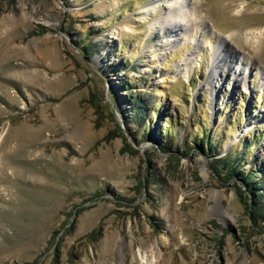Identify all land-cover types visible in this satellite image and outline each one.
Listing matches in <instances>:
<instances>
[{"label": "rangeland", "instance_id": "obj_1", "mask_svg": "<svg viewBox=\"0 0 264 264\" xmlns=\"http://www.w3.org/2000/svg\"><path fill=\"white\" fill-rule=\"evenodd\" d=\"M258 30L264 0H0V264H264L228 175L258 162L264 204Z\"/></svg>", "mask_w": 264, "mask_h": 264}, {"label": "trees", "instance_id": "obj_2", "mask_svg": "<svg viewBox=\"0 0 264 264\" xmlns=\"http://www.w3.org/2000/svg\"><path fill=\"white\" fill-rule=\"evenodd\" d=\"M79 49L82 50V51H84V50L86 51L88 49V47H87V45L83 44V45H80ZM119 64L120 65H117L119 68H121V67L125 68L128 65L126 62H122V64L121 63H119ZM118 67H117V69H119ZM131 85H132V83H128V82L126 83L125 82L122 89H124V90L128 89V88L130 89L132 87ZM135 96H137V97H132L131 96V98H130L131 105H132V110L134 112L131 115L132 118L127 122V124L128 123L131 124V122L134 124V122H136L138 119H141V117L139 118V114H138L139 112H143L144 111V113L147 115V118L150 117L149 111L152 109L151 106H149L148 103L146 104V102H144V100L141 99V97H139L138 94H136ZM196 104H197V102L194 101L193 106L196 107ZM154 109H156V108H154ZM136 118H137V120H136ZM138 127H140V125ZM173 127L174 126L172 124L171 129L162 128V133L165 134L168 137L172 133L171 130H173ZM143 131H145L144 132V135H145L147 133V130L144 129ZM206 131H208V129L204 128V130L202 132L203 134H200V136H198V138H197L198 142H199L198 144H199L200 148H202V149L206 147L208 150H212V149L214 150L215 147H216V143L212 142V141L211 142L206 141V139L203 138V136L206 133ZM262 136H263L262 133L257 132V133L252 134L251 136L249 135L248 137H245L244 139H242L241 143L246 145L247 148L249 150H251L252 148L248 147V146H250L252 142H254V144L258 143L259 140H261ZM247 141H249V142H247ZM205 143H206V146L204 145ZM236 152L237 151L234 152V155H236ZM236 159H237L236 161H237L238 165H243V164L246 163V159L245 158H241V157L237 158L236 157ZM260 160H261V167L264 168V157H261ZM218 161H221V159L218 160ZM223 164L226 167H228L230 165L229 162H227L226 160H224ZM251 165H252L251 167H253V168H251V170L249 172H247V171H239L238 168H236V165H235V167H230L228 175L229 176L234 175V176L238 177L241 180V182H243V185L245 186L246 190L251 195L250 207L251 206L253 207V214L257 215L262 220V222H264V204H261L260 200L257 198L258 195L260 194V193L257 192L258 191V187H259L258 186L259 182L254 180L253 179V175H252L254 173L253 171H256V169L260 170V164L258 162H254L253 161L251 163ZM215 171H216V169H215ZM259 196H261V194ZM244 204H245V207H248V204H246L245 202H244Z\"/></svg>", "mask_w": 264, "mask_h": 264}, {"label": "bare ground", "instance_id": "obj_3", "mask_svg": "<svg viewBox=\"0 0 264 264\" xmlns=\"http://www.w3.org/2000/svg\"><path fill=\"white\" fill-rule=\"evenodd\" d=\"M173 1V0H172ZM176 3H178V2H176ZM183 3V2H182ZM169 5H170V3H169ZM196 5H197V8H198V5L199 4H197L196 3ZM175 7V6H174ZM173 7V9H172V7H171V5H170V11H168V15H167V17L169 18V20H168V25L171 27V25L172 24H174V23H176L177 22V24H178V21L176 20V14H174V12L173 11H175L176 12V8H174ZM180 7H182V5L180 4ZM170 12V13H169ZM181 15H182V13H180ZM180 15V16H181ZM188 16V15H187ZM187 18V17H186ZM167 19V18H166ZM164 17H161V19H160V21H163L164 20V22L166 23L167 22V20H166ZM183 21V20H182ZM188 21V20H187ZM162 23V22H161ZM181 23V22H180ZM190 25V24H189ZM193 25L194 24H192L191 26L193 27ZM175 26V25H174ZM165 27H167V26H165ZM198 27V26H197ZM188 28V27H187ZM166 29V28H165ZM182 30V29H181ZM184 31V29L181 31V33ZM203 31V30H202ZM200 32V33H203V32ZM264 30H258V31H256L255 32V34L253 33L252 34V36L254 35V38L255 37H258V38H260L262 35H263V32ZM169 36V35H168ZM251 36V37H252ZM167 37V36H166ZM253 38V39H254ZM167 39H169V38H167ZM251 39V38H250ZM257 39V38H256ZM225 40H221V41H219L218 43H217V45L218 46H213V50H214V52L216 53V56H215V58H214V61H215V63H213V64H211V66H212V68L215 70V71H217V69H218V67L220 66V64H223V67H225V68H227V61L229 60V59H232V57H230V56H232V54L231 55H229V54H226L225 53V50H226V48L227 47H229L230 48V45H228V44H226L225 42H224ZM259 41V40H258ZM171 43V42H170ZM228 59V60H226V58ZM234 57V56H233ZM226 60V61H225ZM243 60V59H242ZM245 60V61H244ZM244 64H249L248 63V59H246V58H244ZM239 65V64H238ZM237 66V65H236ZM239 69V71H240V73H241V75H243V71H242V68H243V65L241 66L240 65V67H238ZM242 79H244V75L242 76ZM142 258H143V256H142Z\"/></svg>", "mask_w": 264, "mask_h": 264}, {"label": "water", "instance_id": "obj_4", "mask_svg": "<svg viewBox=\"0 0 264 264\" xmlns=\"http://www.w3.org/2000/svg\"><path fill=\"white\" fill-rule=\"evenodd\" d=\"M118 130H120L122 136H125L126 135V134H124V129H123L122 126L121 127L119 126L118 127ZM237 192L242 197L243 203L245 202L246 204H248V207H245V208L247 210L250 209V198H251V196H250L249 192L246 190L245 186L244 185H240V187L237 188Z\"/></svg>", "mask_w": 264, "mask_h": 264}]
</instances>
